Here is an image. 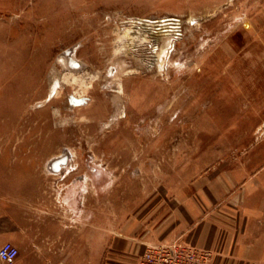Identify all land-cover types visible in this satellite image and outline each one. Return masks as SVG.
Instances as JSON below:
<instances>
[{
    "label": "rangeland",
    "instance_id": "374dc122",
    "mask_svg": "<svg viewBox=\"0 0 264 264\" xmlns=\"http://www.w3.org/2000/svg\"><path fill=\"white\" fill-rule=\"evenodd\" d=\"M175 178H264V0H0V184L48 228L2 264Z\"/></svg>",
    "mask_w": 264,
    "mask_h": 264
},
{
    "label": "crops",
    "instance_id": "0c3cea01",
    "mask_svg": "<svg viewBox=\"0 0 264 264\" xmlns=\"http://www.w3.org/2000/svg\"><path fill=\"white\" fill-rule=\"evenodd\" d=\"M42 195L0 184V247L46 246ZM61 231L57 254H25L17 263L141 264L150 246L179 239L211 251L206 264H264V178H175L115 231L95 220Z\"/></svg>",
    "mask_w": 264,
    "mask_h": 264
},
{
    "label": "built area",
    "instance_id": "2783aa9c",
    "mask_svg": "<svg viewBox=\"0 0 264 264\" xmlns=\"http://www.w3.org/2000/svg\"><path fill=\"white\" fill-rule=\"evenodd\" d=\"M20 254V248L12 242L0 247V259L13 262ZM211 251L185 244L180 240L157 243L150 246L142 256L141 264H206Z\"/></svg>",
    "mask_w": 264,
    "mask_h": 264
}]
</instances>
